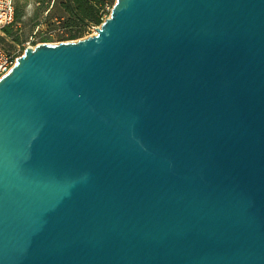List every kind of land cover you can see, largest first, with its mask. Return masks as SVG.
Returning a JSON list of instances; mask_svg holds the SVG:
<instances>
[{"label": "water", "instance_id": "1", "mask_svg": "<svg viewBox=\"0 0 264 264\" xmlns=\"http://www.w3.org/2000/svg\"><path fill=\"white\" fill-rule=\"evenodd\" d=\"M0 80V264H264V0H116Z\"/></svg>", "mask_w": 264, "mask_h": 264}, {"label": "rangeland", "instance_id": "2", "mask_svg": "<svg viewBox=\"0 0 264 264\" xmlns=\"http://www.w3.org/2000/svg\"><path fill=\"white\" fill-rule=\"evenodd\" d=\"M49 1L52 6L54 0H48L45 4H40L37 0H19L18 5H26V15L23 17L22 21H17L9 27L12 34H8L3 29H0V45L4 49L12 51L19 47L23 48L25 45H28V43H32L36 46L43 42L59 43L61 41H68L66 40V30L59 24L57 18L51 20V22H55L54 25L46 21ZM113 6L114 4L112 3L107 5L108 15L106 18L110 16ZM37 22L40 24L37 25ZM96 27L97 26H92L84 36L78 39L94 35Z\"/></svg>", "mask_w": 264, "mask_h": 264}, {"label": "trees", "instance_id": "3", "mask_svg": "<svg viewBox=\"0 0 264 264\" xmlns=\"http://www.w3.org/2000/svg\"><path fill=\"white\" fill-rule=\"evenodd\" d=\"M16 0V18L15 22L22 21L26 15V5H18ZM40 4H45L48 0H37ZM50 2V1H49ZM115 4V0H54L53 5L48 3V15L46 21L50 24L53 18H57L60 25L65 28L66 40L78 39L92 27L98 26L104 22L107 12V5ZM40 23L37 22V25ZM10 26L3 30L12 34Z\"/></svg>", "mask_w": 264, "mask_h": 264}, {"label": "built area", "instance_id": "4", "mask_svg": "<svg viewBox=\"0 0 264 264\" xmlns=\"http://www.w3.org/2000/svg\"><path fill=\"white\" fill-rule=\"evenodd\" d=\"M16 18V0H0V29L14 24ZM28 47H34L28 43L23 48L19 47L12 51L4 49L0 45V80L6 75L17 63Z\"/></svg>", "mask_w": 264, "mask_h": 264}, {"label": "bare ground", "instance_id": "5", "mask_svg": "<svg viewBox=\"0 0 264 264\" xmlns=\"http://www.w3.org/2000/svg\"><path fill=\"white\" fill-rule=\"evenodd\" d=\"M97 33V30L95 31V33L94 34H96Z\"/></svg>", "mask_w": 264, "mask_h": 264}]
</instances>
